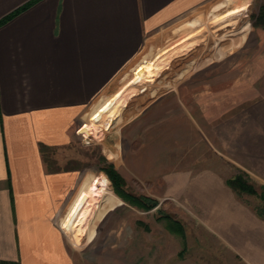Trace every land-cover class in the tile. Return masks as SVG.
<instances>
[{"label": "crops", "instance_id": "crops-1", "mask_svg": "<svg viewBox=\"0 0 264 264\" xmlns=\"http://www.w3.org/2000/svg\"><path fill=\"white\" fill-rule=\"evenodd\" d=\"M247 2L0 0V259L75 263L67 235L100 175L83 174L79 167H52L46 153L78 140L92 120L148 80L143 59L165 44L173 30L212 19L200 26L209 35L246 14ZM196 33L159 51L180 47ZM236 33L220 40L214 58L204 59L201 68L222 65L246 49ZM198 41L179 51L188 53ZM168 57L161 58L160 71ZM170 80L150 84L144 91L153 93L146 96L141 97V90L132 93L138 105L121 128L122 141L142 126L143 117L171 112L182 102L177 86L189 79ZM240 116L238 130L248 138L235 143L230 160L264 183V97ZM233 175L221 167L191 174L182 191L186 209L201 217L202 239L208 241L209 251L217 247L215 264H264V216L228 183Z\"/></svg>", "mask_w": 264, "mask_h": 264}, {"label": "rangeland", "instance_id": "rangeland-1", "mask_svg": "<svg viewBox=\"0 0 264 264\" xmlns=\"http://www.w3.org/2000/svg\"><path fill=\"white\" fill-rule=\"evenodd\" d=\"M262 4L264 0H250L249 7L243 5L246 14L241 15L238 22L226 26L217 37L205 35L200 27L212 19L173 30L165 44L143 59L144 76L152 77H148L151 81L144 78L139 85L141 88L138 86L130 92L129 103L123 105L116 117L107 120L120 103L92 120L78 140L65 147L51 148L46 153L53 162L52 167H79L86 175L103 172L110 180L109 184L100 177L85 209L72 222L70 237L66 234L74 264H207L204 258L215 264L217 247H213L212 253L205 244L208 241L203 243L201 217L186 209L182 192L191 174L210 167H221L225 174L233 173V177L243 173L258 194L241 193L264 216L261 198L264 183L250 178L230 160L237 150L235 143L248 138L238 130L241 112L264 97V28L254 24V16ZM196 30V36L180 47L166 53L159 51ZM233 33L242 37L241 45L247 48L223 61L222 65L210 64L201 68L204 59L211 61L214 58L212 52L220 40L228 39ZM197 39L200 41L195 43L194 49L188 53L179 51ZM163 53L165 55L160 57ZM166 56H169L166 68L160 71L161 58ZM182 78L189 79L177 86L183 96L182 102L179 101L171 112L167 109L146 119L143 117L146 121L142 126L122 141L121 128L138 105L131 97L132 93L141 90L142 97L153 93L144 91L152 83ZM133 79L134 76L129 83ZM235 112L238 113L236 118ZM107 166H113L123 176L125 184L122 187L127 193L151 198L157 205L145 208L128 200L116 189L105 169ZM113 195H116L117 205L98 221L97 233L89 239L86 236L88 227Z\"/></svg>", "mask_w": 264, "mask_h": 264}, {"label": "trees", "instance_id": "trees-1", "mask_svg": "<svg viewBox=\"0 0 264 264\" xmlns=\"http://www.w3.org/2000/svg\"><path fill=\"white\" fill-rule=\"evenodd\" d=\"M255 20H254V24L256 26H260L262 28H264V4H262L259 8L258 13L254 16ZM44 150V149H43ZM53 162H51V165ZM105 169L107 170L108 174L110 175L111 179L113 180L116 189L119 192H122L128 200L132 201L133 203L139 204L145 208H152L154 206L157 205V202L152 200L151 198L148 197H137V196H133L130 195L129 193H127L122 185L125 184V180L123 178V176L113 167V166H107L105 167ZM101 179H104L107 183L110 184V180L108 179V177L103 173V172H99ZM228 183L237 191L240 192H248L250 194H258V190L252 185V183H250L245 177L244 174H238L232 178H230L228 180ZM109 186V185H108ZM110 191L111 188L109 186ZM261 198L264 200V196L261 195ZM1 264H21L19 261H14V260H4L1 259L0 260Z\"/></svg>", "mask_w": 264, "mask_h": 264}, {"label": "bare ground", "instance_id": "bare-ground-1", "mask_svg": "<svg viewBox=\"0 0 264 264\" xmlns=\"http://www.w3.org/2000/svg\"><path fill=\"white\" fill-rule=\"evenodd\" d=\"M250 6V2H248L247 4H246V7H249ZM245 19V18H244ZM246 20V19H245ZM237 22H238V20H237ZM234 23V22H233ZM232 24V23H231ZM231 24H227V25H225V26H223V27H221V28H217V29H214L208 36H212V37H217V36H220L221 35V31H223V29L224 28H226V26H229V25H231ZM243 24V23H242ZM228 31V30H227ZM230 32V31H229ZM217 39V38H216ZM220 39V38H219ZM211 41V40H210ZM214 41V40H213ZM218 43V42H217ZM214 45V44H213ZM195 47V46H194ZM194 47H192V48H190V49H188V50H192V49H194ZM216 47V46H215ZM206 53V52H205ZM155 76V75H154ZM150 78H152V77H150ZM148 79L147 81H151V79ZM146 96V95H145ZM126 102H128V98L127 99H125L124 101H122L121 103H120V105L118 106V108H116V110H114L111 114H110V116H109V118L107 119V120H109V119H111V118H113V117H116L120 112H121V110H122V108H123V105L126 103ZM129 103V102H128ZM127 108V107H126ZM122 116V115H121ZM130 116V115H129ZM128 117V116H127ZM128 119V118H127ZM116 122H118V120L116 121ZM115 122V123H116ZM110 126H111V124H110ZM93 129V128H92ZM111 129V128H110ZM102 132V131H101ZM103 133V132H102ZM119 203V202H118ZM117 205V200H116V195H113V196H111L108 200H107V202L105 203V205L102 207V209H100L99 210V212L97 213V215H96V218H95V220H93L92 221V224H91V226L90 227H88V230H87V232H86V236L89 238V239H91V238H93L95 235H96V233H97V229H98V227H97V223H98V221L100 220V219H102V218H104L105 216H106V214L108 213V211L110 210V209H112L113 207H115ZM86 238V237H85Z\"/></svg>", "mask_w": 264, "mask_h": 264}]
</instances>
